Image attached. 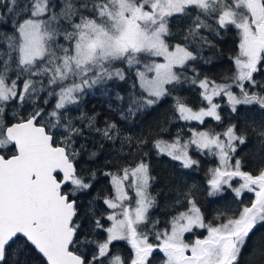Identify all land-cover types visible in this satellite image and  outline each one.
<instances>
[{"label": "snow or ice", "instance_id": "obj_1", "mask_svg": "<svg viewBox=\"0 0 264 264\" xmlns=\"http://www.w3.org/2000/svg\"><path fill=\"white\" fill-rule=\"evenodd\" d=\"M233 28L234 69L219 80L202 74L197 64L212 62L204 49L216 48L209 36ZM262 70L264 0H0V264H31L34 253L46 264H153L156 252L161 264H240L245 251L246 264H264V237L249 248L264 226ZM184 85L199 89V106L180 95ZM97 92L127 132L84 109ZM167 98L168 112L132 131ZM225 106L223 131L203 128L208 118L222 125ZM193 121L200 129L171 135ZM250 138L254 171L237 156ZM109 145L103 171L89 167ZM193 152L218 163L189 186L181 177L201 167ZM153 154L168 158L172 174H153ZM100 176L111 191L81 202ZM156 184L163 188L153 194ZM228 191L255 198L208 220L199 197ZM161 195L173 197L174 213L163 228L151 218ZM197 229L206 235L187 241ZM117 242L130 252L113 251Z\"/></svg>", "mask_w": 264, "mask_h": 264}, {"label": "trees", "instance_id": "obj_2", "mask_svg": "<svg viewBox=\"0 0 264 264\" xmlns=\"http://www.w3.org/2000/svg\"><path fill=\"white\" fill-rule=\"evenodd\" d=\"M175 30V24L174 29ZM222 38L220 37H213L209 36V39H212L214 43L216 44V48L214 49H204L203 55L206 58H212V62L210 64H204L202 61L197 64V67L199 71L202 74H207L217 80H219L222 76L230 74V70L234 69V65L232 63L231 57L235 55V53L238 51V44H239V37L237 35L236 30L233 28L230 31L222 32L221 33ZM119 66V65H117ZM256 79L264 82V70H262L258 75H256ZM129 89L128 83H123L120 86V90L122 93L126 94ZM180 95L187 98L189 104H191L194 107L199 106L200 100H199V89L184 85L183 88L180 91ZM55 101H53L54 103ZM172 103L171 98H167L158 108L155 110L149 112L148 114L137 117V121L142 120L143 123L139 124L137 127L133 128L132 131L139 132L141 128L147 129V127L152 124L155 120H157L161 115L168 112V109L170 108V105ZM51 107V106H49ZM84 109L89 112V114H92L93 112L99 114V121L102 126V123L105 119H111L116 121L122 129H124L125 132L128 131V126L120 121L119 114L116 112L109 111L108 109V100L106 97L102 96L99 92H97L95 95H89L83 105ZM223 108L221 115L224 117V121L222 125H216V122L207 119L206 123L203 125V128L208 127H217L221 128L224 125H227L231 121L229 120V110ZM30 109H26L28 111ZM243 111V109H242ZM170 114V113H169ZM250 114H255L257 117H259V113L256 109H252ZM11 122V121H10ZM191 127L193 129H200V125L193 123V122H179L172 126L171 128V135H175L177 129L182 128L184 130L185 136L188 135V128ZM171 135L169 137H166L168 139L171 138ZM98 139V138H97ZM111 147L110 145L105 148L104 154H102L99 158V160L96 163H92L89 165L91 168H100L101 172L103 171V162L105 159V156L108 153V148ZM117 147H119V144L117 143ZM256 149V142L253 138H250L248 143L243 146L238 152L237 156L240 158H243L245 160V163L247 164V167L245 168L246 171H254L255 165L253 164V153ZM148 149H145L147 151ZM12 152L9 151L8 155H11ZM201 167L197 170H192L191 172H185L183 176L181 177L182 180L186 181L187 184L190 186L192 184H203L205 172L209 167H214L215 162L214 159L211 157H201ZM84 161L81 160V164H83ZM154 172L153 174H160L164 170H167L165 174H172L171 173V162L168 160L167 157H163L159 161L155 159L153 154V160H152ZM212 164V165H211ZM178 177L181 176L180 173H176ZM98 182L95 185V188H93L92 192L89 194V196H81L80 200L83 203H87V200L90 198L91 195H95L97 190L104 189L105 192H110V186L107 178H104L103 176H100L97 178ZM163 188L162 184H156L152 188L153 194L161 191ZM105 192H102L101 195H104ZM163 192L166 194L167 189H163ZM254 193L251 192H243L241 194L240 198H236L234 194L231 191H228V193L225 195L223 199H214V198H205L204 196H200V205L202 208V211L205 213L208 220H212L214 216L216 215L217 211H223L225 209H237L244 205H248L251 203V201L254 199ZM172 196L161 195L158 198V207L151 210V218L153 220L159 219L162 223L160 224V227H164V222H166L171 215L174 213L170 212L168 205L172 201ZM99 208L101 211L105 209V206L101 203L99 205ZM182 210V209H181ZM238 214V213H237ZM229 215H231V212H229ZM203 232V229L196 230L195 233H188L186 235L187 239L193 237L194 235H197L198 233ZM104 234H100V239H103ZM261 237H264V226H260L256 229L255 233L252 235L251 239L249 240V248L252 247L254 244H258L261 241ZM119 250L122 254L127 255L130 252V249L128 248L127 244L125 242H117L113 248V251ZM34 259L32 260L31 264H46L44 259L39 255L34 253ZM248 257V251H245L243 256L241 257L240 264H246V259ZM163 259V254L160 252H156L155 258L153 259V264H161V261Z\"/></svg>", "mask_w": 264, "mask_h": 264}, {"label": "rangeland", "instance_id": "obj_3", "mask_svg": "<svg viewBox=\"0 0 264 264\" xmlns=\"http://www.w3.org/2000/svg\"><path fill=\"white\" fill-rule=\"evenodd\" d=\"M160 62H162V58H160ZM219 102H221L222 103V101H219ZM224 108H226V109H228L226 106L224 107ZM225 109V110H226ZM208 119H210V118H208ZM193 123H196V124H198V122H194L193 121ZM216 125H217V122H216ZM215 125V126H216ZM215 126H211L212 128H214L216 131H223V129H224V127L225 126H227V125H224V126H222L221 128H217V127H215ZM205 128V127H204ZM196 158H198V159H200L201 157H204V156H199L198 154H196L195 152H193L192 153ZM206 158V157H205ZM212 159H214V162H215V166H216V164L218 163V161L215 159V158H213V157H211ZM212 165V164H211ZM238 184H239V181L237 180L236 182H235V184H234V186H238ZM129 196H130V198H131V206L132 207H134L135 206V192L134 191H129ZM197 230H200V229H197ZM188 233H186L185 234V238H186V240L187 241H192L196 236H200L201 238L203 237V235H206V232H205V230L203 231V232H201V233H198L197 235H194L193 237H191L190 239L188 238L187 239V237H186V235H187Z\"/></svg>", "mask_w": 264, "mask_h": 264}, {"label": "flooded vegetation", "instance_id": "obj_4", "mask_svg": "<svg viewBox=\"0 0 264 264\" xmlns=\"http://www.w3.org/2000/svg\"><path fill=\"white\" fill-rule=\"evenodd\" d=\"M204 231V230H203ZM206 232V231H205Z\"/></svg>", "mask_w": 264, "mask_h": 264}, {"label": "water", "instance_id": "obj_5", "mask_svg": "<svg viewBox=\"0 0 264 264\" xmlns=\"http://www.w3.org/2000/svg\"><path fill=\"white\" fill-rule=\"evenodd\" d=\"M43 258V257H42ZM46 262V261H45Z\"/></svg>", "mask_w": 264, "mask_h": 264}]
</instances>
